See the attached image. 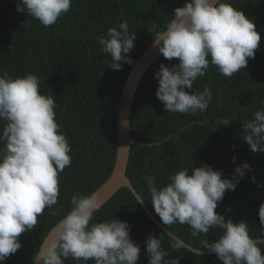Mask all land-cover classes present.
Masks as SVG:
<instances>
[{"label": "trees", "instance_id": "obj_1", "mask_svg": "<svg viewBox=\"0 0 264 264\" xmlns=\"http://www.w3.org/2000/svg\"><path fill=\"white\" fill-rule=\"evenodd\" d=\"M18 0H0V75L4 72L23 76L32 72L40 78V92L53 95L57 108L55 120L71 145V166L59 176L60 192L51 215L48 208L38 217L33 230L19 237L21 248L2 264H33V256L47 233L69 210L73 194H90L109 176L117 147L116 121L121 86L133 61L153 42L157 31L172 19L174 9L186 0H72L70 10L55 24L44 27L38 20L16 10ZM253 21L261 36L255 57L232 77L221 75L210 65L205 76L198 77L192 91L208 87L212 101L203 113H167L155 96L159 66L178 63L162 54L150 65L135 93L130 115L131 146L126 176L144 205L158 222L184 243L208 251L201 245L206 239L219 238V229L193 237L188 225H165L155 213L145 176L157 186L167 183L170 174L181 168L210 165L231 178L243 163L251 167L238 178L234 191H226L215 211L233 222L246 221L249 235L263 239L258 209L264 202V152H253L244 141L242 123L253 117L264 100V0H226ZM127 20L129 33H135L134 47L128 53L131 63L121 62L120 70L111 66L96 37L109 27ZM157 27L150 32L152 25ZM149 29V30H148ZM222 118L231 120L227 126ZM4 122L0 121V127ZM149 143L159 147H148ZM3 145H0L2 147ZM235 157V162H233ZM126 221L129 236L140 247L137 264H149L145 240L149 234L161 239L162 247L178 264H222L215 254L198 255L187 251L157 228L126 188L120 189L98 212L94 220ZM264 254V243L258 245ZM64 264H77L65 259ZM83 264V262H81ZM87 264H93L91 260Z\"/></svg>", "mask_w": 264, "mask_h": 264}, {"label": "clouds", "instance_id": "obj_2", "mask_svg": "<svg viewBox=\"0 0 264 264\" xmlns=\"http://www.w3.org/2000/svg\"><path fill=\"white\" fill-rule=\"evenodd\" d=\"M72 0H18L16 10L26 13L48 27L66 14ZM152 25V32L156 29ZM135 33H129L127 20L109 27L96 37L103 52L111 58L110 66L120 70L121 62L131 63L128 53L134 47ZM261 36L255 24L226 0H186L174 9L172 19L157 31L153 44L167 60L155 74L158 87L155 96L167 113L197 114L205 112L212 101L208 87L189 93L198 77L205 76L210 65L225 77H232L255 57ZM40 78L32 72L13 76L0 75V264L20 248L19 237L33 230L38 217L54 208L60 192L59 176L71 166V145L55 120L57 103L53 95L40 92ZM231 120L222 118L220 124ZM244 141L251 151L264 152V100L253 117L242 125ZM148 147H159L149 143ZM235 162V157H233ZM250 165L243 163L233 170L231 178H222L210 165L181 168L170 174L167 183L157 186L152 176H145L155 213L165 225L179 223L191 228L193 237L219 229V238L206 239L201 245L214 253L222 264H264L258 246L264 241L250 237L246 221L233 222L215 211L226 191H234L238 178ZM264 187V185H257ZM143 203L142 196H137ZM70 208L43 241L33 264H137L140 247L129 236V224L113 218L96 221L94 214L102 206L97 192L76 193L70 197ZM264 229V202L258 209ZM175 245L174 247H178ZM149 264H178L162 247L160 238L149 234L145 240ZM201 256V253L197 251Z\"/></svg>", "mask_w": 264, "mask_h": 264}, {"label": "water", "instance_id": "obj_3", "mask_svg": "<svg viewBox=\"0 0 264 264\" xmlns=\"http://www.w3.org/2000/svg\"><path fill=\"white\" fill-rule=\"evenodd\" d=\"M157 47L154 46L153 42L149 47L142 53L139 58L133 61V65L126 77L124 84L121 86L118 108H117V121H116V136H117V147L115 153V161L113 168L108 176V178L95 190L97 192L98 202L106 204L120 189L126 188L133 194V197L137 201V192L132 187L128 177L126 176L127 164L129 153L134 140L131 135L130 130V115L132 103L134 100L135 93L138 89L139 83L143 78L144 74L150 67V65L159 57ZM138 203V201H137ZM142 210L146 213L148 218L153 222V224L159 228L163 233L169 236L173 241H175L179 246L183 247L189 252L197 254V251L201 255H213L214 253H209V251H202L193 248L192 246L184 243L170 231L165 229L158 220L152 215V213L147 209L144 203H138ZM101 206V207H102ZM57 223H55V226ZM55 226L53 228H55ZM52 229L47 233L43 241L49 236L51 238L54 233ZM258 241H264L263 239H255ZM42 241V243H43ZM41 243V244H42ZM40 247L37 254L40 251Z\"/></svg>", "mask_w": 264, "mask_h": 264}]
</instances>
